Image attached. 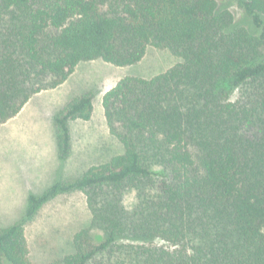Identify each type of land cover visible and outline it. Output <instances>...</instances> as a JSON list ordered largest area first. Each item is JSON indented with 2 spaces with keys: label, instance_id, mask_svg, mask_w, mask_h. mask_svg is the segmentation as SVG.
Returning a JSON list of instances; mask_svg holds the SVG:
<instances>
[{
  "label": "trees",
  "instance_id": "trees-1",
  "mask_svg": "<svg viewBox=\"0 0 264 264\" xmlns=\"http://www.w3.org/2000/svg\"><path fill=\"white\" fill-rule=\"evenodd\" d=\"M229 3L240 20L217 0H0V125L81 62L131 66L148 47L179 59L104 94L123 153L30 195L0 229V264H32L26 224L73 192L89 222L47 264H264V0ZM91 114L84 94L55 115L60 160L69 123Z\"/></svg>",
  "mask_w": 264,
  "mask_h": 264
},
{
  "label": "rangeland",
  "instance_id": "rangeland-1",
  "mask_svg": "<svg viewBox=\"0 0 264 264\" xmlns=\"http://www.w3.org/2000/svg\"><path fill=\"white\" fill-rule=\"evenodd\" d=\"M217 1L232 11L236 21L242 18L229 0ZM178 61L166 49L148 47L144 58L131 66L116 67L102 60L81 62L63 84L34 95L14 118L0 125V229L23 217L30 195L40 196L56 182L76 180L90 167L122 154L123 146L106 123L104 94L125 77L151 78ZM84 94L92 97L91 117L69 123L70 152L60 160L54 117ZM237 95L235 90L231 99ZM89 219L81 192L63 194L45 204L25 226L32 264H47L71 253L75 232ZM153 245L170 248L162 240Z\"/></svg>",
  "mask_w": 264,
  "mask_h": 264
}]
</instances>
